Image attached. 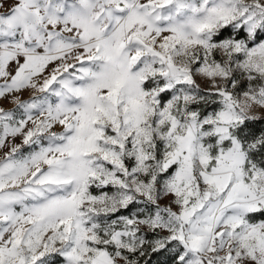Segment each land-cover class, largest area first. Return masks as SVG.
<instances>
[{
  "label": "snow or ice",
  "instance_id": "1",
  "mask_svg": "<svg viewBox=\"0 0 264 264\" xmlns=\"http://www.w3.org/2000/svg\"><path fill=\"white\" fill-rule=\"evenodd\" d=\"M0 264H264V0H0Z\"/></svg>",
  "mask_w": 264,
  "mask_h": 264
},
{
  "label": "rangeland",
  "instance_id": "2",
  "mask_svg": "<svg viewBox=\"0 0 264 264\" xmlns=\"http://www.w3.org/2000/svg\"><path fill=\"white\" fill-rule=\"evenodd\" d=\"M18 142V141H17Z\"/></svg>",
  "mask_w": 264,
  "mask_h": 264
}]
</instances>
